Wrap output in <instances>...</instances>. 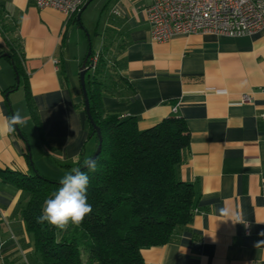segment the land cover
<instances>
[{"label": "crops", "instance_id": "1", "mask_svg": "<svg viewBox=\"0 0 264 264\" xmlns=\"http://www.w3.org/2000/svg\"><path fill=\"white\" fill-rule=\"evenodd\" d=\"M150 1L89 0L68 17L35 0H0V53L15 50L21 66L15 89L12 61L0 56V119L19 110L27 120L19 132L0 135V169L28 173L30 152L44 174L50 169V179H61L65 165L92 153L79 84L90 46L84 34L92 33L91 50L107 62L104 112L134 117L139 130L176 116L189 133L175 175L195 187L196 211L170 242L141 249L144 264H264V28L151 42ZM92 5L99 8L93 32ZM26 200L0 178V264H44L17 213ZM222 208L240 213L243 223Z\"/></svg>", "mask_w": 264, "mask_h": 264}, {"label": "trees", "instance_id": "2", "mask_svg": "<svg viewBox=\"0 0 264 264\" xmlns=\"http://www.w3.org/2000/svg\"><path fill=\"white\" fill-rule=\"evenodd\" d=\"M6 54L20 76L18 54L13 49ZM92 54L91 50L86 66ZM98 55L97 66L85 77L90 115L102 140L94 159L96 170L90 171L84 164L98 144L88 119V138L93 139L94 150L87 156L82 153L74 166H64L68 173L79 169L89 177L87 201L92 212L82 224L60 230L47 222L37 223L45 199L59 189L62 178L39 174L29 159L30 152L25 154L28 173L0 169L3 181L27 195L17 213L44 264H144L141 249L170 242L190 224L196 211L199 195L195 187L175 175L189 143L185 122L170 116L139 130L134 117L105 113L100 97L107 62Z\"/></svg>", "mask_w": 264, "mask_h": 264}, {"label": "built area", "instance_id": "3", "mask_svg": "<svg viewBox=\"0 0 264 264\" xmlns=\"http://www.w3.org/2000/svg\"><path fill=\"white\" fill-rule=\"evenodd\" d=\"M88 1L35 0V3L39 8L51 7L72 17ZM145 16L151 42H165L176 34L242 36L264 28V0H151ZM98 61V53L93 52L89 59L91 71ZM249 99L248 95L241 96L243 102ZM10 239H15L12 233Z\"/></svg>", "mask_w": 264, "mask_h": 264}, {"label": "clouds", "instance_id": "4", "mask_svg": "<svg viewBox=\"0 0 264 264\" xmlns=\"http://www.w3.org/2000/svg\"><path fill=\"white\" fill-rule=\"evenodd\" d=\"M26 123L27 120L17 110L11 116L0 119V135L11 134L16 130V126H23ZM84 164L90 171L96 170L95 160L87 159ZM60 185L50 198L45 199L42 214L37 217V223L47 222L57 229L66 230L69 224L81 225L85 217L92 212V207L87 201L89 177L85 172L74 169L63 176ZM220 212L234 223H243L242 215L238 212L228 208H222Z\"/></svg>", "mask_w": 264, "mask_h": 264}, {"label": "water", "instance_id": "5", "mask_svg": "<svg viewBox=\"0 0 264 264\" xmlns=\"http://www.w3.org/2000/svg\"><path fill=\"white\" fill-rule=\"evenodd\" d=\"M88 4V2L83 6L86 7V5ZM91 53V47L89 46L88 51L86 53V56L84 57L81 67H80V71H79V84H80V88H81V92H82V97H83V106H84V111H85V115L86 118L88 119L89 123L93 126V128L96 131L97 137H98V144L97 147L94 151V153L92 154V156L89 159L94 160L95 157L98 155V153L100 152L101 149V133L99 128L94 124L91 115H90V108H89V98L87 95V90H86V86H85V77H86V73L87 71L90 70V66H86V63L88 61V56ZM7 54L4 53L3 56H6ZM16 84H15V89L18 88L19 85V76L16 73ZM16 132H19L18 127L16 126ZM29 159L31 160V155L29 154ZM32 161V160H31ZM85 167V166H84Z\"/></svg>", "mask_w": 264, "mask_h": 264}, {"label": "rangeland", "instance_id": "6", "mask_svg": "<svg viewBox=\"0 0 264 264\" xmlns=\"http://www.w3.org/2000/svg\"><path fill=\"white\" fill-rule=\"evenodd\" d=\"M89 17L90 19L92 20V30L91 32H93V27H94V24L95 22L97 21V18H98V15H99V8H94V6L92 5L89 9ZM84 41H85V44H86V47L88 45V39L90 40V46H92V49H95V45H96V42H97V39L96 37H93V34L91 33V36H88L86 35V33L84 34ZM17 97H19L21 99L22 95H23V92H22V89H18L15 93ZM30 150H31V146H30ZM34 166H35V169L38 171L39 174H41L43 177L47 178L49 177L48 179H50V169H46L47 171V174H44V170H41V164L40 162H38V165H35L34 161L32 160ZM43 169V168H42ZM49 175V176H48ZM2 247V244H0V248Z\"/></svg>", "mask_w": 264, "mask_h": 264}]
</instances>
